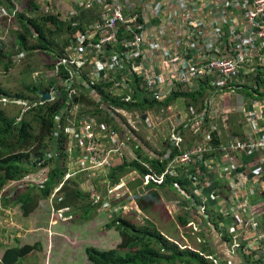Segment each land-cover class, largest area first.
<instances>
[{
    "label": "built area",
    "instance_id": "obj_1",
    "mask_svg": "<svg viewBox=\"0 0 264 264\" xmlns=\"http://www.w3.org/2000/svg\"><path fill=\"white\" fill-rule=\"evenodd\" d=\"M61 18L77 28L68 34V58L55 67L56 75L60 68L68 72V101L77 96L79 84L99 99L94 87L111 83L105 92L131 103L135 92L130 82L137 78L144 82V93L153 94L148 100L176 95L166 112L130 114V120L153 124L169 142L161 159L170 162L160 174L150 169L149 175L157 182L167 174L188 179L189 190L178 181L172 185L182 199L203 196L200 214L218 243L227 236L231 255L257 248L263 255L252 261L264 264V200L259 197L264 192V99L244 101L239 94L243 86H254L251 79L264 68V0H70ZM84 71L86 80L80 79ZM201 88L205 94L198 103L209 106L198 112L181 95ZM258 90L264 94V87ZM232 113L240 117L237 134L227 126ZM82 117L68 119L64 128L69 151L80 154L72 157L75 172L63 182L76 172L112 166L127 144V156L137 159L125 132L121 140L97 118ZM184 132L199 139L186 142L190 148L182 151ZM175 149L181 153L168 157ZM248 162L256 164L249 174ZM217 216L230 226L217 222L213 227L211 219Z\"/></svg>",
    "mask_w": 264,
    "mask_h": 264
},
{
    "label": "trees",
    "instance_id": "obj_2",
    "mask_svg": "<svg viewBox=\"0 0 264 264\" xmlns=\"http://www.w3.org/2000/svg\"><path fill=\"white\" fill-rule=\"evenodd\" d=\"M14 1L17 0H0V7L3 8L2 10H8H4L7 12L4 14L6 21L9 16V19H13L16 22L17 28H14L15 30L11 33L14 35L17 51L19 52L17 55L20 56L22 53L26 54L35 51L42 52L52 59L51 63L53 66H51V70L56 73L55 67L57 63L63 58H68V34L70 30L77 28L61 18L65 16L63 13L52 10L44 13L35 0H23L24 11L21 13L13 10ZM71 1L73 2V0ZM52 3L49 0L47 1L48 5ZM25 13L32 14V16L28 17ZM81 15L84 17L86 14L82 12ZM11 20H8V22H11ZM63 33H66L67 38L61 43L56 39L58 35ZM5 58H8V55L3 53V49L0 46V65L2 59ZM9 65L10 60H8V64L4 65L6 71ZM57 76L62 79V82L57 84V86L54 80L51 83H33L25 86L23 90L27 92V95L15 94L11 98L7 92L0 88V106L2 100L10 104H14L16 103L15 101L19 100L26 102V105L21 103V107L26 106L28 108L26 111H19V115L15 117H8L0 110V190L9 180L19 179L28 170L36 167H51L45 181L41 185H36L32 189H25L20 193L16 192L10 198H7V196L11 193L6 192L3 196L2 205L14 206L19 204L20 209H22V215H26L36 208L37 199L48 200L53 188L60 182L58 179L62 178L67 170L66 165H68L69 159L68 137L64 133V128L68 124V119L71 118L72 121L77 122L79 117H86V115L93 116L103 124L110 126V131H115L119 128L130 137L128 142L132 144V150L137 159L131 158V161H127L130 157L126 156H119L113 159V164L109 167L107 177L111 182L110 186L115 187L119 184L121 176L130 171L136 173L137 177L133 174L130 176L131 179L134 178L132 179L134 180L132 182L134 185L132 186L137 188L135 192V197L137 198L135 207L138 206L143 212H146L151 208L150 206L162 205V191L167 187L169 191H176L172 185L174 181H178L180 186L186 190L189 186L188 179L182 180L178 176H170L168 174L162 182L152 179L149 175L150 171L153 170L155 174H160L164 168V164H168L170 160L161 158L152 159L146 156L144 154L145 144L142 141L137 142L134 140L136 138L134 130L127 125L126 120L115 113L116 110L127 112L128 114H144L152 111L160 112L161 110L166 112L174 104L177 98L176 95L162 102L152 99L148 100L149 96H154L153 94L148 96L144 93V82L137 78L133 82H130L135 92L131 103H125L124 98H113L107 94L104 88L111 86V83L97 84L94 87V92L98 95L97 98L99 97L106 107L100 106L82 84L81 86L80 84L77 86V96L72 99V102H69L65 86L68 72L64 68H60ZM87 78L88 73L84 71L80 79L86 80ZM251 81L254 82V86H243L244 91L239 93L240 96H242L244 101L247 99H264V94L260 95L258 90V87H264V68H260L259 75L251 79ZM41 92L52 95L54 100L45 102L44 104L37 103L33 105L34 102L39 100V93ZM204 94L205 90L201 88L197 94L184 93L181 95V98L185 100L186 106H195L198 112H200L207 110L209 106L198 103ZM27 116H30V118L26 119ZM205 120H207L206 117ZM239 120L240 117L235 113L228 116L227 126L232 133L237 134L241 130ZM122 122L127 127V131L119 126V123ZM124 124L121 125L123 126ZM193 138L199 139V137L192 136L189 139L185 138L186 141L182 144V151L190 148L187 143H191ZM48 150L49 152H47ZM180 153L179 149H175L170 152L168 157H173ZM121 154H123L122 151ZM77 155L75 154V157ZM192 164H196L195 166H197L200 163L197 161ZM200 169V171L204 170L203 168ZM73 172H75V169H73ZM77 180L79 182L81 176L76 179H69L66 184L67 186L63 190V197L55 199L56 202L57 200L60 202H57L60 206L62 205L58 208L66 207L65 205L73 206L76 199L83 196L76 187L78 185ZM214 189H217V187ZM33 190L37 191V193H34ZM193 198L196 202L201 203L197 197L193 196ZM94 207L90 203L82 207L79 206L78 208L82 209V213L78 214V219H89V214L93 211ZM187 218L189 217H178L181 226L189 222ZM216 219L215 223L213 222L215 219H211L213 227H216V223L221 221L218 216ZM107 226V228L112 227L118 232L120 242L114 249L97 250L92 247L86 248L84 251L90 264H231L230 261L220 258L223 248L218 243L217 236L214 235L212 236V245L209 243V247L205 246L203 249V251H209L211 259L208 261L199 252L191 249L180 250L176 245H170L149 221H145L144 226L138 227L125 220L123 216H118L110 221ZM38 249L39 245L33 244L32 247L25 245L22 249L8 250L7 252L12 251L14 258H21L31 250ZM241 252L238 254L244 259V264H254L252 257L257 254L263 255L257 248L247 249L244 253ZM3 261L6 262V254L3 256Z\"/></svg>",
    "mask_w": 264,
    "mask_h": 264
},
{
    "label": "rangeland",
    "instance_id": "obj_3",
    "mask_svg": "<svg viewBox=\"0 0 264 264\" xmlns=\"http://www.w3.org/2000/svg\"><path fill=\"white\" fill-rule=\"evenodd\" d=\"M23 4V0L14 1L13 5L17 8L15 9L14 6L15 11L19 13L23 12ZM40 9L46 13V6H44V4L40 6ZM6 13V11L0 10V46L3 49V53L8 55V58L2 59L0 65V88L7 92L9 97L12 98L15 94L27 95V92L23 90V88L29 86V84L51 83L50 69L52 66V59L46 54L37 51L26 54L22 53L21 56H18L17 54L19 52L17 51L15 38L11 33L17 28V25L15 20L13 21V19L11 20L9 17L8 20H11V22H8V20L6 21L4 16ZM25 15L28 17L32 16V14L29 13H25ZM66 38V33H63L58 35L56 40L63 43ZM8 60H10V65L6 71L4 65L8 64ZM176 105L181 108L182 102L178 101ZM0 110L8 117H15L19 115V111H24V107H21L19 102L14 104L7 102L4 104L2 101ZM120 113L121 114L118 115L126 120L130 128L134 129L135 140L137 142L142 141L145 144L144 153L153 155L151 150L158 148L159 138L162 137L163 132L161 134L157 133L153 129V124L147 126L144 122H135L134 119L130 120L132 116L128 113ZM29 118L30 116L26 117V119ZM141 119L143 118L141 117ZM121 124H124V122L119 123V126L127 131L125 124L123 126ZM117 132L122 133L120 139H124V132L119 131V128L114 133L111 131L110 134L115 136ZM153 132L157 134L153 136ZM115 140L116 139H114V141ZM100 141L103 142L104 139L101 138ZM127 146L122 157H129L127 156L129 145L127 144ZM161 148H164V146ZM47 152H49V150ZM130 159L131 157L127 161H131ZM50 168L49 166L36 167L25 172L19 180H9L0 190V204L3 200L1 199L2 195H5L6 192L14 193L21 189L24 190L33 187L29 185H41L48 175ZM108 171L109 167L95 171L78 172L76 175L73 174L71 177L72 179L81 176V180L79 182L77 180L78 185L76 187L83 195L81 198L76 199L73 206L65 205L66 207L63 208V206L61 209L58 208L62 206L58 204L60 202H58V200V203L55 201V199L63 197V190L65 186H67L66 184L68 181L63 186L62 190H58L54 195L50 194L48 200L37 199L36 218H29L28 221L36 219L37 223L35 222L34 226L43 229V231L38 232L37 235L41 233H43V235H48L49 233L51 237H56L54 240L52 239L54 247L50 240V247L53 248V253H57L58 251L64 253V263L90 264L84 251L89 247L97 250L116 248L117 244L120 242V236L114 228H107V225L118 216H123L125 220L138 227L144 226L145 221H149L170 245H176L180 250L191 249L195 252H199L207 258L206 260L210 261L211 258L208 256L209 251H203V249L205 246L209 247L208 240L211 234L206 226V219L200 214L204 212V208H200V203L196 202L192 197L182 199L178 194L179 191L176 189V191H166V193H162V205H153L155 207L150 206L151 208H149L148 211L143 212L138 206L135 207L137 199L135 197V192L137 188L132 186L134 185L132 184L134 181L132 179L134 178L131 179L130 176L133 174L137 177L136 173L133 171L126 173L121 176L117 186L111 187V182L107 177ZM64 177L65 176H63L62 179H64ZM187 189L189 190L190 188ZM195 196L199 202L202 201L203 196L201 194H195ZM88 203L95 206L93 211L89 214V219H78V214L82 213V209L78 207L85 206ZM3 214L4 215H0V236L5 239V243L8 242L6 247L10 248L13 243L18 244L14 239L16 232L10 230L14 228V217L11 213H7L6 215L3 212ZM179 216H188L189 218H187V220L189 222L181 226L178 220ZM46 232L48 233L46 234ZM64 235H68V246L66 245V248L58 250L57 244L63 242L61 236L64 237ZM214 236L216 235L214 234ZM71 237L74 239L73 241L70 239ZM225 237L227 238L225 245L227 251L230 252V241L227 236ZM22 261L24 264H35L33 255L18 260V263ZM47 261H50L51 264L55 263V259H49V256Z\"/></svg>",
    "mask_w": 264,
    "mask_h": 264
},
{
    "label": "crops",
    "instance_id": "obj_4",
    "mask_svg": "<svg viewBox=\"0 0 264 264\" xmlns=\"http://www.w3.org/2000/svg\"><path fill=\"white\" fill-rule=\"evenodd\" d=\"M35 1H36V3L39 6H41V5L43 6V4H44V6H46V11H48V10L58 11L60 13H63V15H66L68 10H69L70 0H49V2H53L50 5L47 4L48 0H35ZM2 9L3 8H0V10H2ZM15 9H17L16 6H15ZM15 9H13V10H15ZM4 10H6V9H4ZM6 11H8V10H6ZM20 56H21V54H20ZM51 69H50L51 79L54 80V82L56 83V86H57V84H60L62 82V79L60 77H58L55 74V72L53 70H51ZM95 101L97 103H99L100 106L106 107V105L100 100V98L99 99H95ZM15 102H19L20 104L22 103V104L26 105L25 101L21 102V101L17 100ZM37 103H39V100L37 102H34L33 104H37ZM23 107H26V106H23ZM91 110H92V108H91ZM115 131H112V132L114 133ZM119 131L124 132L121 129H119ZM155 132H157V130H155ZM155 132H153V136L155 134H157ZM115 136L120 139V137H122V133L117 132V134H115ZM184 136L187 139H189V137H190L188 132H184ZM126 137L127 136L124 135V139ZM155 138H158V137H155ZM154 139H151V140H154ZM151 140H148V141H151ZM162 146H164V148H161ZM167 147H169V142L168 141L167 142L166 141L163 142L162 141V137H160L159 138V143H158V148H155V149L151 150L153 152V155L148 154V153H144V154L146 156L151 157L152 159H159V158L162 157V155L166 151ZM161 153H163V154H161ZM76 154H80V151L78 150L76 152ZM246 166H247L246 167V172H247V174H249L250 173V168L255 167L256 164L254 162H248V164ZM37 185H39V184H37ZM29 186H33V187L35 186L36 187V185H29ZM30 189H32V188H30ZM22 191H23V189H21V190H19L17 192L20 193ZM166 191H169L168 187L163 189L162 193H166ZM33 192L37 193V191H35V190H33ZM15 194H16V192H15ZM3 196H4V194L2 195L1 199H3ZM259 197H261V199L264 200V192L262 193V196H259ZM7 198H8V196H7ZM2 202H3V200L1 201V204H0V214L2 213L1 215H4L3 214V212H4L6 215H7V213L8 214L11 213L13 215V217H14V228L13 229L11 228L10 230L16 232L15 236H14V239L18 242V244L17 243H15V244L13 243L10 246V248H7L6 244H8V242L5 243V239L2 238V236H0V264H24L23 261L18 263V260H22L24 258H28L29 256H32V255L34 256L35 264H51L50 261H47L48 260V256H49V259H52V258L55 259V263L54 264H68V262L64 263V261H63L64 253H62L60 251H58L57 253H53V251H52L53 248L50 247L51 246L50 245V240H51L52 246L54 247L53 240L56 237H51V235L48 232H46V234L48 233V235H43V233H41L40 235H37V233L38 232H42L43 229L36 228L34 226L35 222L37 223L36 219L35 220L31 219V220L28 221L29 218H33V217L36 218V215H35L36 208L31 210V212L27 213L26 215H22V213H21L22 209H20L19 204L18 205H14V206H12V205L11 206L10 205L9 206H4V205H2ZM61 209H58V210H61ZM38 222H40V221H38ZM220 222L223 224L224 227L225 226H230V224H231L228 221V219H223ZM3 228H6V227H3ZM61 237L63 239V242L61 244H57L58 250L66 248V245L68 246V235H64V237L63 236H61ZM70 239L72 241L74 240L72 237ZM4 243H5V246H4ZM33 244L39 245V249L38 250H31L28 254H26L25 256H23L21 258H14L13 257L14 253L12 251L22 249L23 246H25V245L32 247ZM219 244L223 248V253L220 254V258H223L225 261H230L231 264H244V259L242 258V256H240L239 254L231 255V254L227 253L226 245L224 243H222V242H219ZM248 247H250V245H248ZM8 250H12V251L7 252ZM5 254H6V262L3 261V256Z\"/></svg>",
    "mask_w": 264,
    "mask_h": 264
},
{
    "label": "clouds",
    "instance_id": "obj_5",
    "mask_svg": "<svg viewBox=\"0 0 264 264\" xmlns=\"http://www.w3.org/2000/svg\"><path fill=\"white\" fill-rule=\"evenodd\" d=\"M50 95V94H49ZM51 96V95H50ZM51 99V98H50ZM50 102V101H49ZM39 104H44V103H41L40 102V100H39ZM34 105V104H33ZM28 108L27 107H24V111H26ZM74 152H75V150L73 151V152H70L69 151V149H68V153H69V159H68V165H66V168H67V170H66V172H65V174H64V176L69 172H73V169L74 168H71L70 167V165H72L73 164V161H72V157L73 156H75V154H76V152H75V154H74ZM77 174V173H76ZM76 174H74V175H76ZM71 177H72V175H71ZM71 177H69L66 181H64L63 182V180L64 179H58V181H60V182H58V184L53 188V190H52V192H51V194H53L54 192H55V189L58 191V190H62V188H63V186L66 184V182L69 180V179H71ZM16 180H19V179H16ZM62 182H63V185H62ZM56 191V192H57ZM7 193H9V192H7ZM15 194V193H14ZM13 193H11L9 196H8V198H10V197H12L13 195H14ZM65 208V207H64ZM166 212H167V209H166ZM212 219H215L213 222L215 223L216 222V218H212ZM210 233V232H209ZM211 234V233H210ZM212 236H213V234H211V236H210V239L208 240V242L209 243H211V245H212ZM226 239L227 238H225V237H223V240L224 241H221L220 240V242H222V243H225V241H226ZM201 255V254H200ZM208 256L210 257V254L208 253ZM207 257V256H206ZM211 258V257H210ZM205 259H207V258H205Z\"/></svg>",
    "mask_w": 264,
    "mask_h": 264
},
{
    "label": "water",
    "instance_id": "obj_6",
    "mask_svg": "<svg viewBox=\"0 0 264 264\" xmlns=\"http://www.w3.org/2000/svg\"><path fill=\"white\" fill-rule=\"evenodd\" d=\"M58 96H60V94H58ZM50 98L51 96L47 93H39V100L41 103L49 102Z\"/></svg>",
    "mask_w": 264,
    "mask_h": 264
}]
</instances>
